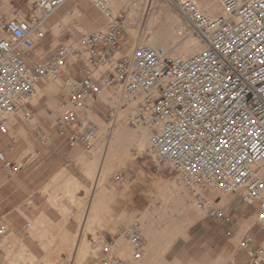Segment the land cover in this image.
Here are the masks:
<instances>
[{
  "label": "built area",
  "instance_id": "obj_1",
  "mask_svg": "<svg viewBox=\"0 0 264 264\" xmlns=\"http://www.w3.org/2000/svg\"><path fill=\"white\" fill-rule=\"evenodd\" d=\"M15 1L30 7L23 19L0 21L1 133L7 134L9 118L21 112L29 116L27 106L45 78H61L67 98L57 131L70 147L90 150L98 126L81 112L108 89L116 90L121 110L126 103L136 104L131 124L151 132L148 149L156 159L155 172L169 166L180 187L215 221L230 223V214L202 192L237 194L243 203L257 206L264 237V0H220L223 14L218 16L203 13L195 0H172L205 43L187 58L143 47L126 55L127 17L110 7L120 1L88 0L105 18V26L83 33L69 28L66 42L42 61L30 56L31 38L43 41L47 22L69 0ZM0 162L12 175L22 172L23 165L8 161L4 152ZM117 180L124 182L121 176ZM118 238L131 245L130 259L114 256L111 242L97 264H137L144 259L138 222ZM253 243L247 232L239 249L248 253L251 264H264L263 244L251 250Z\"/></svg>",
  "mask_w": 264,
  "mask_h": 264
},
{
  "label": "crops",
  "instance_id": "obj_2",
  "mask_svg": "<svg viewBox=\"0 0 264 264\" xmlns=\"http://www.w3.org/2000/svg\"><path fill=\"white\" fill-rule=\"evenodd\" d=\"M70 2L72 0L68 5ZM75 10L80 17L82 12L77 3L64 16ZM52 18L47 22V28ZM79 28L82 29V26ZM134 45L126 55L132 54ZM116 92L108 89L105 93L113 95ZM49 102L44 98L40 103L31 105L29 116L22 117L19 113L9 118L6 122L10 127L7 134L0 131V152L5 153L8 161L23 165L20 174L12 175L0 162V237L13 235L19 244L28 246L34 256L47 261L91 264L105 256L103 247L111 242L114 243V255H129L133 249L125 248L122 244L125 240L118 237L134 218L140 225V220L144 224L153 223L155 233V211H150L152 193L149 187L163 186L165 175L162 172L153 173L149 165H144L137 172L138 188L118 191L115 181L121 175L113 173L114 170H102L105 159L101 155L93 158L90 154L93 149L89 151L81 145L72 148L67 139L59 135L56 127L61 118L59 110L48 116L46 108L38 109L41 104L48 107ZM99 103L101 98L90 102L89 109L82 111L81 115L88 118L93 113L98 118H106ZM34 122L38 125L30 124ZM11 130L16 136H12ZM98 135L100 141L94 149L98 147V153L104 151L108 157L111 140L102 145L104 135ZM102 172L106 183L101 194L93 186ZM125 173L132 175L129 169ZM122 183H128V180L124 178ZM102 197L107 199V205L103 207L100 205ZM164 197L162 191V201ZM118 199L124 203L119 211ZM216 202L230 214V223L202 217L191 210L182 215L183 220L187 217L189 221L183 233L160 244L152 240L150 253L145 251L146 256L137 264H251L246 251L236 249L231 259L229 253L243 223L247 222L244 224L246 228L258 209L243 203L238 197L226 201L216 198ZM255 226L249 225L247 230L254 238L251 250L264 244V237L259 227ZM234 231L237 234H233ZM156 236L153 239H157ZM147 244L144 237V245ZM49 247L57 252L53 258H45ZM85 247H91L94 255H84ZM196 252L201 253L200 258L193 256ZM158 254H163V258H158ZM170 255H173L172 258H168ZM34 256L31 255L29 260H33Z\"/></svg>",
  "mask_w": 264,
  "mask_h": 264
},
{
  "label": "rangeland",
  "instance_id": "obj_3",
  "mask_svg": "<svg viewBox=\"0 0 264 264\" xmlns=\"http://www.w3.org/2000/svg\"><path fill=\"white\" fill-rule=\"evenodd\" d=\"M6 1L7 5H3V0H0V21L3 18H6L8 20L12 19H23L25 15L28 14V8L30 7L29 5L25 4H20L19 2L15 0H4ZM129 2L132 3V5L136 6V17L133 19V22H131L130 17H131V8L126 7V6H121L119 7L118 13L121 11L124 12V14L127 17V26L129 24V30H131L132 33L136 34L139 36V40L142 38L143 43H148L152 38L154 37H162L160 39L161 41L164 39V41L168 40L170 36H172L169 33V29H167V24H168V18H169V13L174 14V15H180L182 16V21L184 22V27L187 29L186 33L180 34L179 35V41L178 42H184L186 39H188L187 34L192 33L194 38H198L202 40V37L198 35L191 27L187 24V20L181 15V13L174 7L171 3L170 0H129ZM69 3V2H68ZM68 3L63 7V9L57 13L56 16L52 18V21L50 22L51 25L48 28L49 32L47 34V37L43 41H35L34 42V47L33 50L30 52V56H33L36 58L38 61H42L46 59L49 55L54 54L58 48L66 42V35L65 31L68 30L69 28L76 27L79 31L83 32H93L102 29L105 24L106 20L105 18L100 14V12L88 1V0H72L70 4ZM77 3L79 9L81 10V16L79 14L74 17H70L64 22H61V19L64 17V15L67 13V11L71 10L73 8V5ZM150 5L152 6V9L150 10L149 14H158L160 19L158 21L151 23L150 26H148V16L145 14L146 7ZM175 8V9H174ZM177 15V16H178ZM145 16H147L145 18ZM146 22V23H145ZM144 24V25H143ZM82 26V29L79 28V26ZM136 26V27H135ZM166 27V28H165ZM128 30V29H127ZM135 44V45H134ZM203 46H205L204 40H202ZM134 46H139L141 45V41L139 43H136L135 40L132 37V34L127 31V33L124 35V41H123V46L124 50L127 54V52ZM160 45V44H158ZM175 45V44H174ZM130 56V55H129ZM174 57H178L177 55H173ZM57 81L58 83L56 84L55 82L52 81ZM51 84L53 88H50L47 90V85ZM38 89L45 90V100H50L47 105L41 104L38 109L41 108H46L48 111V116H51L52 113L56 112V110H59V115L62 116L63 114V104L64 101L67 98V91L64 86V81L61 78H52L48 77L43 80V82L38 86ZM116 96L117 99H120L121 101V96L118 91L115 94H107L105 93L104 96L101 98V103H99V108L102 110L103 114L106 116V118H98L95 114L90 113L88 115L87 121L94 123L95 125L98 126V134H103L104 137L102 138V145L104 143H108L110 140V144L108 147V157L104 154V151H100L98 153V147L97 150L94 149L97 146L98 141H100V135L97 134V137L94 141L93 147L90 149V154L92 155L93 158H97L98 155L103 157L105 159L104 165H102V170H114L113 173L115 172L117 175H121L123 178L128 180V183L123 184L120 181H115L117 185V190L120 191L123 188L126 189H132L136 190L138 188V184H136L137 176H138V171L140 168H142L144 165H149L151 167V172L155 173L153 166H152V161L156 160L154 154L149 151L148 147L146 148V151L143 154H138L137 150L133 148L130 152V155L126 154V152H121L119 154H116V150L119 149L116 147L113 150V139L115 133L118 131L119 127L126 129L125 136L129 135L130 138L132 137L133 132L137 130V134H140V131L142 129H145V127H140V126H134L131 124V121L134 118L135 115V103H126L127 108L124 110H121L117 115L114 114L115 110L114 108L107 103L106 97H112ZM44 98L41 100L43 101ZM39 101L38 103H40ZM36 103V104H38ZM35 104V105H36ZM59 104V105H58ZM134 104V106H133ZM32 102L27 106V109L30 111L31 109ZM26 113L21 112L20 116L24 117ZM123 114V115H122ZM32 126L38 125L34 123H30ZM10 128V127H9ZM112 128H114L112 132ZM140 128V129H139ZM12 136H16L13 131H10ZM112 133V136H111ZM151 132L149 130V136L148 139L150 138ZM149 146V145H148ZM103 153V156H102ZM130 158V159H129ZM127 160V161H126ZM126 161V162H125ZM125 162V163H124ZM114 163V164H113ZM129 169L131 170L132 175H128L125 173V170ZM162 174L165 175V181L164 185L161 187H149L150 192L152 193V200L150 204V211H155V216H154V223L156 224V230L155 234L158 233L157 239L155 238L153 241L154 243H162L166 242L167 240H174L176 239L179 235L183 233V229L189 225V221L187 220V217L183 220V214H181V211L175 210L176 207H178L175 202L173 201L168 204L167 206V214L165 217L160 218L158 213L156 214V210L160 211L163 207V201L161 199V192L163 191L165 194L167 193L168 186L167 184L175 181L176 175L171 171V168L169 166H166ZM131 177V178H130ZM103 179V180H102ZM96 183V181H95ZM105 179H104V173L102 172L100 174V177L96 183V185L93 186V189H96L98 193L102 194V190L105 188ZM185 191L182 190V188L178 187L177 190V195L175 200L182 199L186 204H194V202H197L195 200V197L187 192V196H183ZM214 191L211 189H207L202 192L203 196L211 201V202H216V198H220L224 201L231 199L232 197H238L237 194H232V195H225L223 193L215 192L216 194L212 195ZM168 194V193H167ZM183 194V195H182ZM101 202L100 205L101 207L106 206V198H100ZM105 201V203H104ZM119 201V199H118ZM124 203H121L119 201L118 203V211L120 208L123 207ZM173 206H172V205ZM257 208V206H255ZM194 211L198 213L197 211L199 210L196 207H193ZM198 215V214H197ZM202 217L205 216V214H201ZM256 219V220H255ZM137 219H132L129 223H127V227L134 222H136ZM141 225H140V231L144 235L145 239L148 241V244L145 245V251L149 250V244L152 242V237H149L146 235L144 231V222L140 220ZM247 222L243 223V227L241 229L240 234H238V238L233 241L234 246L231 247L229 257L230 259L232 258V255L236 249L239 248V242L243 238V236L246 234L248 230V226L244 228V224ZM250 227L253 224H256V228H258L257 225V212L255 211L254 217L249 222ZM154 231V230H153ZM3 233V231H1ZM233 234H237V231H234ZM258 238H260V235L257 233ZM34 237V235H32ZM230 238V237H229ZM196 242L199 243L197 240ZM122 244L125 246V248H128L129 250H132V247L130 244H128L127 241L122 242ZM107 245L103 247V251L105 252ZM86 251H84V255H94L93 254V249L91 247H85ZM44 249V248H43ZM263 249V245H262ZM45 250V249H44ZM47 250V251H46ZM45 251L48 253V256L45 258H53L54 254L57 253L52 250V247H49ZM218 250V249H217ZM131 253L127 256H123L120 254H112L116 257L122 258V259H130ZM193 254V253H192ZM191 254V255H192ZM34 254L29 250L28 246H25L23 244H19V240H15L13 238V235H7L4 237H0V264H76V263H69V262H56V261H47L45 259H39L36 255L34 256L33 260H29V257ZM262 255V254H261ZM106 256V253H105ZM104 256V257H105ZM163 254H158V258H163ZM173 255H170L168 258H172ZM196 258L201 257V253L196 252L194 255ZM104 257L99 258L98 261L91 263V264H97L101 259ZM261 258V256H260ZM264 260V255L261 258ZM81 263V262H80ZM82 264V263H81Z\"/></svg>",
  "mask_w": 264,
  "mask_h": 264
},
{
  "label": "bare ground",
  "instance_id": "obj_4",
  "mask_svg": "<svg viewBox=\"0 0 264 264\" xmlns=\"http://www.w3.org/2000/svg\"><path fill=\"white\" fill-rule=\"evenodd\" d=\"M119 1H120L119 4H111L110 7L113 9V11L115 13H118L120 5L121 6L130 7L131 8L130 20H131V22H133V19L136 17V6L132 5V3L129 2V0H119ZM171 1L172 0H170V2ZM195 1L199 5V7L202 10V12L205 13L206 15L218 16V15L223 14V9H222L220 0H195ZM3 5L4 6L7 5L6 1H4V0H3ZM172 5L174 7H176L174 4H172ZM151 9H152V6L150 7V5H148L146 7V10H145V14L148 16V21H147L148 22V26H150L151 23H153V22L156 23V21H158L160 19L158 14L157 15L155 13L154 14L153 13L149 14ZM176 9L178 10L177 7H176ZM77 15H78V12L75 10L72 13H70V15L64 16L61 19V22L66 21L71 16L74 17V16H77ZM168 15H169V18H168L167 29H169V33L172 36H170V38L168 40H166V41H164V39L161 41L160 39H162V37L159 38V37L156 36V37L152 38L148 43H146V42L143 43L142 42V38H141L140 39V41H141L140 47L150 48V49L162 52V53L170 55V56H172V54L173 55L175 54V55L178 56L177 58L190 57V56L200 52L201 50H203L205 48V46H203V44H202V40L203 39L200 40L198 38H194L192 33H189V35L187 34L188 39H186L184 42H178L179 41V35L182 34V33H186L187 29L184 27V22L182 21V16H180L178 14H177L178 15L177 16V15H174V14H171V13H169ZM147 16H145V18ZM126 30L129 31L132 34V37H133V39L135 40L136 43L140 42V41H138L139 40V36H137L136 34L132 33L131 30H129V24L126 27ZM178 32H180V34H178ZM31 40H32V43L34 44V42L36 41V36L34 35L31 38ZM158 44H160V45H158ZM138 47L139 46H135L134 50L136 48H138ZM172 57H174V56H172ZM52 82H55L56 84L58 83L57 81H54V80ZM50 88H53L52 85L51 84L47 85V90H49ZM45 94H46L45 90L37 88L36 97L31 101L32 104L35 105L36 103L41 101L45 97ZM106 100H107V103L114 108V110H115L114 114L117 115L121 111V109H120V105H121L120 99H117L116 96H112V97H106ZM133 106H134V104H133ZM7 125L9 126V123ZM136 131L137 130H135V132H133L132 137L130 138L129 135L125 136L126 129L124 130V128L119 127L118 131L114 135L113 147H112L113 150L112 151H115L114 149L116 147H118L119 149L116 150V152H115L116 154H119L121 152H126V154L130 155L131 150L133 148H135L139 155L143 154L146 151V148L148 147V144H149V139H148L149 129L148 128L142 129L140 131V134H137ZM167 186H168V189H167L168 194H165V197L163 198V207H162V209L160 211H156V214L158 213L160 218H163V217L166 216V214H167L166 213L167 212L166 211L167 210V206H168L169 203H171L173 201H177V202H175V204H177L178 207H176L175 210L178 209V211H181L180 212L181 214H185V213L190 212L191 210L194 209L193 207H196V208L199 209L197 211L198 215L205 214L204 209L200 208L197 202H194V204L190 205V204H186L183 199H182V201H181V199L175 200L176 195H177L176 193H177L178 187H180V185L178 184L176 179H175V181L171 182L170 184L168 183ZM183 194H182L183 196H187L188 195L187 191H185ZM214 194H216L215 191L211 194V196L214 195ZM249 225L250 224L248 223L247 226L249 227ZM143 226H144V231H145L147 236L154 238L155 235L158 234V233L155 234L154 231H153L154 230L153 229L154 228L153 223L144 224ZM152 240H154V239H152ZM263 255H264V244H263V249H262V255H260L261 258L263 257Z\"/></svg>",
  "mask_w": 264,
  "mask_h": 264
}]
</instances>
